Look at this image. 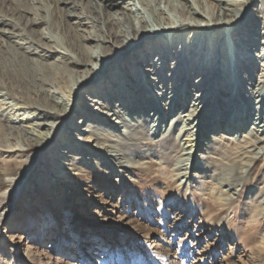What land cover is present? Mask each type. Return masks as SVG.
I'll return each instance as SVG.
<instances>
[{
    "label": "bare ground",
    "instance_id": "obj_1",
    "mask_svg": "<svg viewBox=\"0 0 264 264\" xmlns=\"http://www.w3.org/2000/svg\"><path fill=\"white\" fill-rule=\"evenodd\" d=\"M31 1L38 7L30 11L25 31L14 26L7 32L24 41H12L21 52L13 61L8 58L0 89V130L26 142L37 137L42 143L52 141L60 158L73 148L94 153L97 147L111 162L123 154L125 166L130 164L126 151L145 138L167 147L178 140L183 146L178 172L184 175L201 157L199 149L208 152L218 136L254 150L248 168L236 176L248 179L253 161L264 159V81L240 79L235 60V40H241L238 45L250 42V51L264 56V0H256L258 7L245 21L252 0H215L218 18L205 26L172 18L166 10L200 17L196 8L176 0ZM40 24L44 27L37 40L26 36L27 26ZM218 27L219 32L209 34ZM33 54L41 61H31ZM46 58L56 59L48 63ZM97 76L101 79L89 90ZM7 94L18 101L3 98ZM62 113L75 116L70 135H57L60 122L51 120ZM143 128L148 138L139 135ZM26 149V144L1 148L22 154ZM26 172H7L0 183L22 193ZM227 218L222 225L230 230L232 218Z\"/></svg>",
    "mask_w": 264,
    "mask_h": 264
},
{
    "label": "rangeland",
    "instance_id": "obj_2",
    "mask_svg": "<svg viewBox=\"0 0 264 264\" xmlns=\"http://www.w3.org/2000/svg\"><path fill=\"white\" fill-rule=\"evenodd\" d=\"M176 3L192 11L196 8L200 17L185 18L166 10L172 18L204 26L216 20L220 11L215 0ZM258 5L259 1H251L243 21ZM36 7L31 0H0L1 90L8 61L21 52L12 41H24L23 36L13 39L8 33L14 26L24 32L33 16L30 11ZM43 27L27 26L26 36L37 40ZM240 42L235 40L239 78L264 81V56L250 51V42ZM29 59L40 57L33 54ZM253 60L257 62L246 69ZM208 61H213L212 55ZM100 79L95 77L87 88ZM27 91L32 95L31 88ZM4 97L18 101L13 94ZM70 113L51 118L60 122L57 135H70L75 117ZM146 132L143 128L139 135L148 138ZM80 135L92 141L88 133ZM219 137L208 152L199 149L201 157L194 159L195 166L184 175L178 172L183 152L178 140L167 147L145 138L126 151L130 164L125 166L123 154L121 160L111 162L101 157L97 147L94 153L73 148L69 156L60 158L58 145L52 141L42 143L37 137L26 142L24 137L0 130V176L6 179L7 172L27 171L22 193L16 194V186L0 183V264H264V159L253 161L248 179L240 178L235 174L248 168L254 150ZM23 144L27 148L23 154L1 150ZM192 202L197 203L195 207ZM228 214L230 230L222 225L230 220Z\"/></svg>",
    "mask_w": 264,
    "mask_h": 264
}]
</instances>
